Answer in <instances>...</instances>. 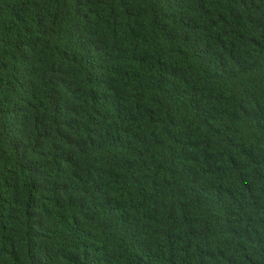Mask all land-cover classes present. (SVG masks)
<instances>
[{"label":"trees","instance_id":"trees-1","mask_svg":"<svg viewBox=\"0 0 264 264\" xmlns=\"http://www.w3.org/2000/svg\"><path fill=\"white\" fill-rule=\"evenodd\" d=\"M0 264H264V0H0Z\"/></svg>","mask_w":264,"mask_h":264}]
</instances>
